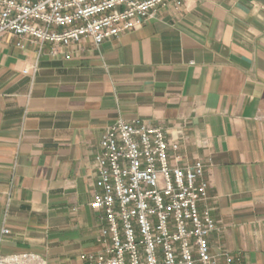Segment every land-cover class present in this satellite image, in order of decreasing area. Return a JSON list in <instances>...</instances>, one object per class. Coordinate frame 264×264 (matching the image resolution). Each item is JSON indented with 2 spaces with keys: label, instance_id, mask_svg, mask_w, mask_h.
<instances>
[{
  "label": "crops",
  "instance_id": "1",
  "mask_svg": "<svg viewBox=\"0 0 264 264\" xmlns=\"http://www.w3.org/2000/svg\"><path fill=\"white\" fill-rule=\"evenodd\" d=\"M37 48L0 38L1 255L86 264L94 155L110 124L140 118L179 140L180 165L204 163L217 264H264V0L170 1L69 58Z\"/></svg>",
  "mask_w": 264,
  "mask_h": 264
},
{
  "label": "built area",
  "instance_id": "2",
  "mask_svg": "<svg viewBox=\"0 0 264 264\" xmlns=\"http://www.w3.org/2000/svg\"><path fill=\"white\" fill-rule=\"evenodd\" d=\"M170 1L182 5V0H0V38L18 36L37 44L38 56L69 58L66 46L87 38L100 46L140 28ZM179 147L177 138L144 119L119 118L106 128L94 155L90 202L102 221L100 248L81 254L86 264H217L208 236L219 227L209 210L199 209L208 195L205 165L200 159L180 165ZM0 264L45 263L21 252L0 254Z\"/></svg>",
  "mask_w": 264,
  "mask_h": 264
}]
</instances>
